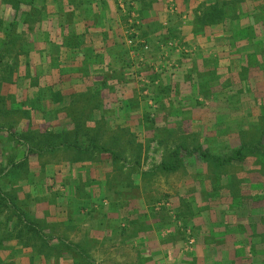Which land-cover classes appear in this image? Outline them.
Instances as JSON below:
<instances>
[{"label":"rangeland","instance_id":"rangeland-1","mask_svg":"<svg viewBox=\"0 0 264 264\" xmlns=\"http://www.w3.org/2000/svg\"><path fill=\"white\" fill-rule=\"evenodd\" d=\"M17 1L0 0L10 5ZM228 1H216L202 14L206 18L218 8L221 19L230 18L223 50L208 44L195 51L175 31L166 38L156 36V41L147 39L128 4L118 0L125 37L97 57L103 63L102 82L71 94L66 105L61 95L54 109L39 104L42 115L32 120L19 105L9 103L11 96L2 87L20 65H28L32 44L27 33L34 16L27 11L24 24L18 22L6 34L8 21L0 8V43L10 38L9 49H0V122L30 145L27 154L33 156L2 171L15 156L16 143L0 134V192L11 199L8 206L0 202V264H32L34 257L45 264H89L62 244L44 245L19 216L35 220L46 234L84 247L95 264H151V259L154 264H173L157 245L189 246L192 237L199 236L200 225L212 229L232 211L248 215L264 209L260 152L223 164L188 152L179 156L175 169L161 166L173 159L179 144L220 155L232 153L241 143L264 145V5L245 13L263 21L242 25L233 21L243 14L241 7ZM130 34L134 45L127 42ZM113 78L130 96L102 95L101 86ZM76 134L84 138L82 148L65 142V136L72 140ZM92 136L117 156L92 148ZM65 160L107 163L111 169L101 179L86 169L85 179L67 186Z\"/></svg>","mask_w":264,"mask_h":264},{"label":"crops","instance_id":"crops-1","mask_svg":"<svg viewBox=\"0 0 264 264\" xmlns=\"http://www.w3.org/2000/svg\"><path fill=\"white\" fill-rule=\"evenodd\" d=\"M124 1L139 20L141 33L149 40L156 41L158 35L166 38L167 35H171L170 32L175 31L191 42L195 51L207 47L208 44L213 48L219 44L223 50V43L229 35L230 18L225 16L217 21H202L200 17L205 16L202 15L205 14V8L211 7L216 1L224 0ZM232 1L237 2L243 12L233 21L242 25L263 21L253 20L250 15L247 18L245 13L250 14L262 7L264 0ZM117 2L118 0H19L13 5L0 2V8L5 9L3 15L0 14L2 18L11 21L17 15L16 17H20V27L25 22L24 13L29 11L31 16H34L33 21L31 20V31L26 32L32 44L28 54V65H25V62L20 65L11 80L5 81L2 87L3 93L11 96L9 103L19 105L29 113L32 120L42 115L41 109L38 108L39 104L51 110L62 101L56 98L57 95L65 98L66 105L71 94L83 92L100 84L103 78L101 71L103 63L97 57L100 54L106 55L107 47L111 48L125 37L121 22L124 14L118 12ZM33 8L39 9V13L35 15ZM28 22L26 21L27 24ZM19 55L20 61L23 62L26 58L22 53ZM106 84L100 89L102 95L109 99L130 96L125 85L120 86L114 78L106 81ZM119 88L122 90H118ZM241 98L244 100L243 105L247 106L245 98L243 96ZM0 134L12 136L16 143L15 156L4 163L2 171L12 163L24 161L25 157H28V161L33 158L27 154L30 145L17 138L16 131L9 125L0 122ZM187 153L182 151L181 157ZM96 164L87 160L80 162L65 160V184L71 186L72 183L76 184L85 179L86 169L90 170L89 174L92 177L100 179L111 169L107 163ZM50 207H53V204H50ZM76 212L74 215L79 216L78 211ZM67 215L65 200V219ZM225 219L218 221L221 222L220 226L215 225L218 227L212 229L200 225L196 228L199 236L192 237L193 243L189 246H182L179 242L164 243L163 247L157 246L162 253L170 254L166 255V260L173 264H264V209L250 210L248 215H244L243 212L238 215L232 211L228 215L225 214ZM102 232L99 233V237H102ZM188 252L190 256L184 257ZM152 260L148 262L154 264ZM49 262L54 264L53 260L46 264ZM31 263L45 264L40 257L32 258Z\"/></svg>","mask_w":264,"mask_h":264},{"label":"trees","instance_id":"trees-1","mask_svg":"<svg viewBox=\"0 0 264 264\" xmlns=\"http://www.w3.org/2000/svg\"><path fill=\"white\" fill-rule=\"evenodd\" d=\"M16 10H17V8H16ZM220 15H221L220 11L218 10V8H216L214 11H210L209 13H207L206 18H205V16H203L201 18L204 19V21H206V20L217 21V20L221 19ZM16 16L13 18V20L7 22L6 27H5V29H6L5 33L6 34H8L11 26L16 25L19 22L20 17L18 18ZM18 16H19V13H18ZM8 41H10V38H5V41L0 43V49L1 50L8 48V46H7ZM17 138L21 139L22 137L18 136ZM67 139H68V137L65 136V142H69L70 144H72L73 146H75L77 148H82L81 143L84 142L83 137L78 136L76 134L72 140H67ZM21 140H23V139H21ZM89 140H90L89 144L91 145L92 148L97 147V148L102 149V150H107L111 153V155L113 157L117 156L116 151H113V150L111 151L108 147H105L102 144L96 143L97 142L96 137L92 136V137H90ZM182 151L197 152L199 155H201L205 159H209V160H211L217 164H223L225 162H229L232 160H241V159L245 158V155L247 153L260 152L264 155V145L259 141L250 142V143H241L237 148L234 149V151L232 153L220 155V154H216V153L211 152L210 150H208L205 147L194 146L192 148H187L183 144H179L177 147H175V149L171 153L173 159L171 161H162L161 166L165 169L176 168V166L178 164L177 161L180 158L179 156L181 155ZM9 200H11V199H9L5 193L0 192V202L4 203V205L8 206ZM10 205H14V204L10 203ZM15 211H17V210L15 209ZM19 219L22 221L23 225H25L31 231L32 235L35 236L36 238H38L42 243H44V245L46 244V246H48L49 245L48 243H50L52 240H54V241H56L55 243L62 244L67 249L74 250L79 255V257H81V258L83 257L84 263L88 262L89 264H95L94 261L91 259V257L86 252V249L84 247L79 246L77 243H72L71 241H67L65 238H63L61 236L44 233L42 231L40 225L35 220H30L24 216H19Z\"/></svg>","mask_w":264,"mask_h":264},{"label":"built area","instance_id":"built-area-1","mask_svg":"<svg viewBox=\"0 0 264 264\" xmlns=\"http://www.w3.org/2000/svg\"><path fill=\"white\" fill-rule=\"evenodd\" d=\"M132 34V33H131ZM129 35V37H127V42L131 45H134V38L132 37V35ZM171 44V42H169Z\"/></svg>","mask_w":264,"mask_h":264}]
</instances>
